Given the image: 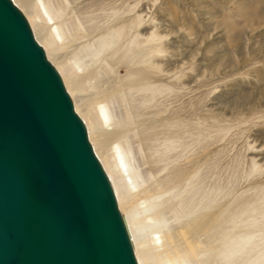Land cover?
<instances>
[{"label": "bare ground", "instance_id": "6f19581e", "mask_svg": "<svg viewBox=\"0 0 264 264\" xmlns=\"http://www.w3.org/2000/svg\"><path fill=\"white\" fill-rule=\"evenodd\" d=\"M10 1L85 126L136 263L264 264V165L223 164L215 146L232 126L206 104L190 116L188 75L169 69L154 11L141 0Z\"/></svg>", "mask_w": 264, "mask_h": 264}, {"label": "water", "instance_id": "95a60500", "mask_svg": "<svg viewBox=\"0 0 264 264\" xmlns=\"http://www.w3.org/2000/svg\"><path fill=\"white\" fill-rule=\"evenodd\" d=\"M0 264H137L59 75L0 0Z\"/></svg>", "mask_w": 264, "mask_h": 264}, {"label": "rangeland", "instance_id": "374dc122", "mask_svg": "<svg viewBox=\"0 0 264 264\" xmlns=\"http://www.w3.org/2000/svg\"><path fill=\"white\" fill-rule=\"evenodd\" d=\"M141 5L154 11L160 33L167 35L169 69L188 75L190 116L197 118L200 112H192L206 104L211 116L232 126L215 146L223 164L240 155L264 165V0H141ZM231 170L221 173L225 189ZM237 181L234 186L244 187Z\"/></svg>", "mask_w": 264, "mask_h": 264}]
</instances>
